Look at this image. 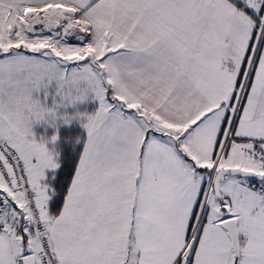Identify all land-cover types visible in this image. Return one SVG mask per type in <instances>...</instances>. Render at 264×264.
<instances>
[{
  "label": "crops",
  "instance_id": "0c3cea01",
  "mask_svg": "<svg viewBox=\"0 0 264 264\" xmlns=\"http://www.w3.org/2000/svg\"><path fill=\"white\" fill-rule=\"evenodd\" d=\"M8 1L20 10L58 3ZM63 1L83 9L95 27L121 34L127 44L115 55L121 84L158 113L162 121L154 125L193 129L179 146L175 136L148 140L142 155L144 124L114 109H99L88 124L84 149L61 211L52 215L47 207L48 214L43 215L58 263L174 264L191 235L197 207L204 197L212 198L211 180L218 169L215 165L212 169L193 168L188 161L193 162L192 155L209 160L216 155L222 127L230 118V104L232 108L237 95L233 66L223 57L209 56L210 37L219 44L225 11L237 10L244 20L247 15L238 8L253 17L251 9L260 0ZM177 10L189 18L183 41L171 25ZM216 64L222 74H215ZM48 97L59 100V94L52 91ZM50 119L43 124H50ZM60 124L56 123L57 129L48 127V135H59ZM29 167L32 186L48 206L51 189L45 178L50 170ZM238 182L235 187L231 180L222 190V201L229 209L216 204L221 214L209 220H205L207 209L204 212L189 264H264V197L249 187V180ZM26 215L30 226L29 212ZM229 217L238 218V261L228 231L221 225ZM17 229L14 235L0 223V264H22L28 250L36 255L38 264L39 242L35 237L34 246L27 247L29 233L22 223ZM11 240L18 241V246Z\"/></svg>",
  "mask_w": 264,
  "mask_h": 264
},
{
  "label": "rangeland",
  "instance_id": "374dc122",
  "mask_svg": "<svg viewBox=\"0 0 264 264\" xmlns=\"http://www.w3.org/2000/svg\"><path fill=\"white\" fill-rule=\"evenodd\" d=\"M57 1L54 5L27 6L20 10L14 2L0 0V138L12 142L21 150L30 176V164L36 167V171L42 172L59 166L55 146L60 136L48 135V127L57 129L56 123H61L60 127L62 124L68 126L82 119L88 132V124L101 108L114 109L144 124L141 152L146 142L153 138L168 140L175 136L178 146L181 145L184 135L188 136L193 127L183 130L181 126L170 129L163 124L154 125L162 121L158 113L123 88L120 69L115 63V55L127 45L122 41L121 34L90 24L84 10L76 7L75 3ZM254 3L256 6L251 9L253 17L238 8L247 15L244 20L235 9L234 12L225 11L219 44L212 43L210 37L209 56L223 57L229 67L233 66L238 88L232 108L230 104V118H226L222 127L221 141L218 139V152L211 160L192 155L193 162L188 161V165L193 168L203 165L212 169L215 165L220 169L225 165H234L264 173L261 163L244 152V148L253 141L264 147V0ZM175 12L171 16V25L177 30L179 41H183L189 18L180 10ZM214 69L215 74H222L220 64H216ZM50 91L59 94V100L50 101ZM80 104L89 105L88 111L81 112L79 108V112L77 106ZM50 117L54 126L51 122L43 124ZM94 145L92 141L90 147ZM30 159L31 162L28 161ZM249 179L228 175L221 182V190H225L231 180L237 187L238 181ZM37 196L41 199L40 208L46 217L48 206L42 196ZM19 197L20 192L6 188L0 176V223L14 235H17V228L22 223L29 233L28 240L25 239L27 247L34 246L31 243L35 236L30 230L28 211ZM223 202L216 198L214 192L212 198L204 197L203 211L198 212L191 235L181 251L182 257H178L181 263L190 256L197 241L204 211L207 209L205 220L218 217L221 210L215 207L216 204L222 205V209L228 208ZM11 241L18 246V241ZM19 243L23 244L22 238ZM28 253L33 254L30 250Z\"/></svg>",
  "mask_w": 264,
  "mask_h": 264
},
{
  "label": "built area",
  "instance_id": "2783aa9c",
  "mask_svg": "<svg viewBox=\"0 0 264 264\" xmlns=\"http://www.w3.org/2000/svg\"><path fill=\"white\" fill-rule=\"evenodd\" d=\"M244 152L246 156L257 159L264 167V147L258 141H253L250 146L245 147ZM217 170H214L210 190H212L213 179ZM0 176L6 188L18 190L21 193L20 200L25 204L30 216V230L40 245L37 263L59 264L55 247L48 234L43 212L40 208L39 197L31 185V177L24 156L17 146L2 138H0ZM250 187L257 195L264 197V180H253L250 182ZM210 192H208V195ZM190 241L191 239L188 243ZM189 258L190 256L185 259L184 263H181L178 258L174 264H189Z\"/></svg>",
  "mask_w": 264,
  "mask_h": 264
},
{
  "label": "trees",
  "instance_id": "16d2710c",
  "mask_svg": "<svg viewBox=\"0 0 264 264\" xmlns=\"http://www.w3.org/2000/svg\"><path fill=\"white\" fill-rule=\"evenodd\" d=\"M88 106L89 105L87 104H80L77 106V110L81 108V112H86L88 111ZM87 133L82 119L73 122L71 125H63L60 127V138L55 146L57 147L59 166L55 170H50L45 179L46 185L51 189L49 192L48 210L52 215L59 214L62 209L68 189L78 166L80 156L84 149ZM253 180L257 179H249V181ZM202 211L203 202L196 209V212ZM203 215L201 219L203 218Z\"/></svg>",
  "mask_w": 264,
  "mask_h": 264
},
{
  "label": "water",
  "instance_id": "95a60500",
  "mask_svg": "<svg viewBox=\"0 0 264 264\" xmlns=\"http://www.w3.org/2000/svg\"><path fill=\"white\" fill-rule=\"evenodd\" d=\"M238 175L241 177H249L257 180H264V173L256 172L254 170H247L240 167L225 166L218 169L213 179V192L217 199L223 200L224 196L221 190V182L228 175ZM221 225L228 231L231 238L234 254L238 261L241 256V241L238 229V218L229 217L221 222ZM22 264H36V255L28 254L22 259Z\"/></svg>",
  "mask_w": 264,
  "mask_h": 264
},
{
  "label": "bare ground",
  "instance_id": "6f19581e",
  "mask_svg": "<svg viewBox=\"0 0 264 264\" xmlns=\"http://www.w3.org/2000/svg\"><path fill=\"white\" fill-rule=\"evenodd\" d=\"M32 12V11H31Z\"/></svg>",
  "mask_w": 264,
  "mask_h": 264
}]
</instances>
